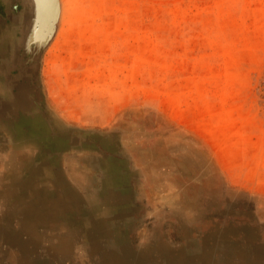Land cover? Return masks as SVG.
Returning <instances> with one entry per match:
<instances>
[{
    "label": "rangeland",
    "instance_id": "obj_1",
    "mask_svg": "<svg viewBox=\"0 0 264 264\" xmlns=\"http://www.w3.org/2000/svg\"><path fill=\"white\" fill-rule=\"evenodd\" d=\"M61 1L47 102L109 139L0 137V264H264V0Z\"/></svg>",
    "mask_w": 264,
    "mask_h": 264
},
{
    "label": "water",
    "instance_id": "obj_2",
    "mask_svg": "<svg viewBox=\"0 0 264 264\" xmlns=\"http://www.w3.org/2000/svg\"><path fill=\"white\" fill-rule=\"evenodd\" d=\"M61 16V0H0V137L57 152L99 151L97 141L107 136L60 125L46 99L42 61Z\"/></svg>",
    "mask_w": 264,
    "mask_h": 264
},
{
    "label": "crops",
    "instance_id": "obj_3",
    "mask_svg": "<svg viewBox=\"0 0 264 264\" xmlns=\"http://www.w3.org/2000/svg\"><path fill=\"white\" fill-rule=\"evenodd\" d=\"M54 59L56 58L52 59V63H49L46 59L44 60L42 66L43 74H47L46 82L48 83L47 86L48 90H50L51 95L57 96V90H60L62 95H64L69 89V82L65 77L64 73H61L60 70H58V65L55 61H53Z\"/></svg>",
    "mask_w": 264,
    "mask_h": 264
},
{
    "label": "bare ground",
    "instance_id": "obj_4",
    "mask_svg": "<svg viewBox=\"0 0 264 264\" xmlns=\"http://www.w3.org/2000/svg\"><path fill=\"white\" fill-rule=\"evenodd\" d=\"M51 8H53L52 6H51ZM50 8V9H51ZM52 11V10H51ZM53 16V15H52ZM52 16L50 17V19L52 20L53 18H52ZM61 225V224H60ZM54 228V227H53ZM58 228V227H57ZM63 230V229H62ZM57 231H59V232H62L61 230H57ZM122 247V246H121ZM127 248V247H126Z\"/></svg>",
    "mask_w": 264,
    "mask_h": 264
}]
</instances>
